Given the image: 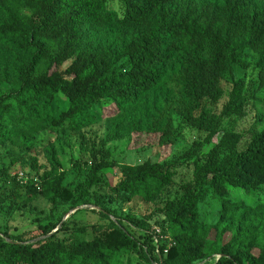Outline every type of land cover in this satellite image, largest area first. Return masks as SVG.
I'll return each mask as SVG.
<instances>
[{
	"label": "trees",
	"instance_id": "1",
	"mask_svg": "<svg viewBox=\"0 0 264 264\" xmlns=\"http://www.w3.org/2000/svg\"><path fill=\"white\" fill-rule=\"evenodd\" d=\"M107 27L115 30L118 41L94 47L93 33ZM0 41L11 42L18 51L13 57L20 56L11 74L0 72V137L4 139L9 127L30 132L67 124L79 132L97 121L96 107L103 113L108 108L127 114L167 83L166 67L173 62V84L179 90L176 107L168 116L164 110L145 130L161 132L162 141L174 142L178 132L173 114L178 127L203 136L179 158L194 165L192 180L184 185L173 181L174 162L119 166L116 193L153 202L178 186L175 197L161 202L162 228L168 237L157 246H152L153 233L148 231L141 245L119 223L92 228L89 240L71 235L60 239L59 229L33 244L2 234L0 264H121L126 249L144 264H200L208 257L219 225H201L200 207L211 198L219 202L222 217L241 218L247 211L231 202L230 193L249 196L264 188V128L249 132L246 139L222 128L225 120L245 116L246 80L235 79L234 69L246 72L251 67L248 52L263 77L264 0H0ZM224 83L231 86L228 92ZM60 98L66 108L56 114L52 107ZM222 101L216 113L214 108ZM121 136L116 128L106 141ZM243 139L246 144L240 148ZM112 167L106 154L92 157L87 188L96 185L100 172ZM64 179L63 172H50L20 189L54 204ZM18 190L14 202L6 206L8 213L22 207L15 203L21 197ZM229 222L221 232L231 229ZM127 223L148 229L134 218H127ZM231 245L217 250L211 264H254L240 254L227 253L235 244ZM248 248L255 258H264V243L249 242Z\"/></svg>",
	"mask_w": 264,
	"mask_h": 264
},
{
	"label": "rangeland",
	"instance_id": "2",
	"mask_svg": "<svg viewBox=\"0 0 264 264\" xmlns=\"http://www.w3.org/2000/svg\"><path fill=\"white\" fill-rule=\"evenodd\" d=\"M91 41L94 47L113 45L118 41L117 33L113 28L107 27L95 31ZM16 52V46L11 42L0 41L1 73H12L15 59L20 57H13ZM247 56L251 67L246 72L234 69L235 79L246 80L245 116L241 119L225 120L222 125L223 129H233L245 136V139L249 132L264 128V73L261 78L259 69L255 67L256 58L250 52ZM175 69V62L168 65L167 83L143 98L127 114L112 113L108 108L103 113L96 107L97 121L79 132L71 131L67 124L59 129L38 127L30 132L11 130L9 127V137H0V239H3L2 234H5L15 242L33 244L49 236L44 237L45 233L52 234L59 229L57 236L60 239L71 235L72 238L89 240L92 238L89 233L92 228L106 229L113 223H119L125 233L141 245L149 235L148 231L154 234L152 246L155 247L157 242L166 240L168 235L162 228L164 218L160 211L161 202L175 197L177 187L192 180L193 161L183 163L179 158L192 142L203 139V136L194 130L178 127L179 119L173 114H170V117L178 132L174 142L162 141L161 132L150 133L145 130L164 110L168 116L176 107L179 90L173 84ZM223 87L228 92L231 86L224 83ZM3 90L7 91L8 87L4 86ZM224 101L214 108L216 113H219ZM65 108L66 103L60 98L52 107V111L57 114ZM132 122L136 126H132ZM116 128L122 132V136L107 142V137ZM245 139L240 148L245 146ZM217 140L218 138H215L213 144ZM210 148L211 146L205 147L199 156L206 154ZM100 154H106L108 161L114 163V167L100 172L96 185L88 189L92 157L99 158ZM146 161L174 162L173 181L178 186L165 191L153 202L116 193L114 189L120 181L119 166H135ZM50 172L65 174L63 189L54 204L39 196L29 197L24 189H20L30 184L32 179L43 180ZM19 174H23L22 179ZM17 189L22 192L15 203L22 207L8 213L6 206L14 202ZM228 198L231 202L239 203L247 212L241 218L237 214L224 218L220 213L219 202L211 198L206 200L200 207V224L219 225L217 233H213L214 239L211 241L213 243L209 247L208 257L200 264L215 262V252L222 246H233L232 243L235 245L233 249H227V253L235 252L254 264H264V258H255L248 248L249 242L264 243V188L249 196H244L240 191H232ZM127 218L141 221L148 229L129 225ZM228 219L231 229L221 232ZM77 229H86L88 232L76 234L74 231ZM219 237H222V240L216 242ZM241 241L245 242L239 243ZM120 261L121 264H144L130 249L122 251Z\"/></svg>",
	"mask_w": 264,
	"mask_h": 264
},
{
	"label": "built area",
	"instance_id": "3",
	"mask_svg": "<svg viewBox=\"0 0 264 264\" xmlns=\"http://www.w3.org/2000/svg\"><path fill=\"white\" fill-rule=\"evenodd\" d=\"M22 177H23V174H19V178L22 179Z\"/></svg>",
	"mask_w": 264,
	"mask_h": 264
}]
</instances>
